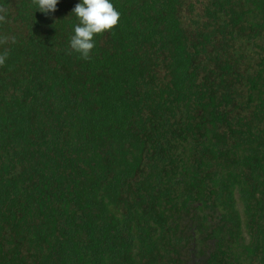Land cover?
I'll return each instance as SVG.
<instances>
[{
	"label": "trees",
	"instance_id": "1",
	"mask_svg": "<svg viewBox=\"0 0 264 264\" xmlns=\"http://www.w3.org/2000/svg\"><path fill=\"white\" fill-rule=\"evenodd\" d=\"M0 0V264H264V0Z\"/></svg>",
	"mask_w": 264,
	"mask_h": 264
},
{
	"label": "clouds",
	"instance_id": "2",
	"mask_svg": "<svg viewBox=\"0 0 264 264\" xmlns=\"http://www.w3.org/2000/svg\"><path fill=\"white\" fill-rule=\"evenodd\" d=\"M60 0H34L36 10L45 15L55 13ZM76 18L69 40L70 49L83 59H88L95 47V37L113 29L120 13L112 0H79L71 10ZM4 57H0V64Z\"/></svg>",
	"mask_w": 264,
	"mask_h": 264
}]
</instances>
